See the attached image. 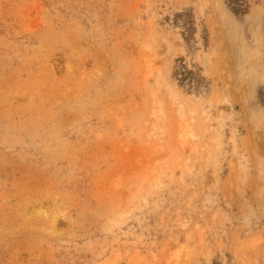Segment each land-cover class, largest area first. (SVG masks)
<instances>
[{
	"label": "rangeland",
	"instance_id": "obj_1",
	"mask_svg": "<svg viewBox=\"0 0 264 264\" xmlns=\"http://www.w3.org/2000/svg\"><path fill=\"white\" fill-rule=\"evenodd\" d=\"M0 264H264V0H0Z\"/></svg>",
	"mask_w": 264,
	"mask_h": 264
},
{
	"label": "bare ground",
	"instance_id": "obj_2",
	"mask_svg": "<svg viewBox=\"0 0 264 264\" xmlns=\"http://www.w3.org/2000/svg\"><path fill=\"white\" fill-rule=\"evenodd\" d=\"M20 59V58H19ZM256 113V112H255ZM43 117V116H42ZM46 118H47V116H46ZM35 123V122H34Z\"/></svg>",
	"mask_w": 264,
	"mask_h": 264
}]
</instances>
